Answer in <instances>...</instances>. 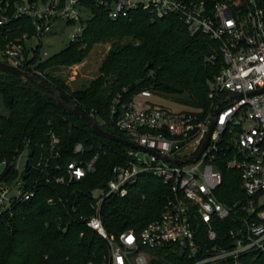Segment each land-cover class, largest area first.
<instances>
[{
    "label": "built area",
    "instance_id": "1",
    "mask_svg": "<svg viewBox=\"0 0 264 264\" xmlns=\"http://www.w3.org/2000/svg\"><path fill=\"white\" fill-rule=\"evenodd\" d=\"M95 8L113 20L138 11L154 19L177 15L192 35L218 43L219 52L209 54L207 62L219 56L222 62L207 81L208 111L148 88L133 93L125 88L114 96L110 125L152 152L128 147L126 161L114 165L105 186L96 189L103 193H93L94 212L86 220L107 240L105 264H252L264 257V0H0V31L7 39L0 60L44 76L39 65L51 55L43 38L63 25L60 30L74 27L70 42L79 41ZM217 108L201 158L177 163L200 153ZM59 144L51 131L48 153H38L32 163L46 183L69 184L96 171L99 153L79 157L85 148L78 142L77 156L61 162ZM30 157L28 144L11 161L0 155V213L13 215L16 205L36 196L40 178L26 177ZM222 164L240 172L245 199L227 203L219 198ZM9 170L15 176L10 178ZM143 174L170 187L160 216L140 231L109 233L101 215L104 200L126 196ZM224 220L232 225L227 234L221 232Z\"/></svg>",
    "mask_w": 264,
    "mask_h": 264
},
{
    "label": "trees",
    "instance_id": "2",
    "mask_svg": "<svg viewBox=\"0 0 264 264\" xmlns=\"http://www.w3.org/2000/svg\"><path fill=\"white\" fill-rule=\"evenodd\" d=\"M94 12L79 41L70 42L40 63L45 72L42 78L74 98L105 129L124 138L109 121L112 100L125 88L128 93L148 88L178 102L210 109L207 81L220 71L222 62L220 56L214 63L206 57L219 52L217 42L203 34L192 35L177 15L154 19L148 12L138 11L113 20L104 9ZM6 41L0 31V49ZM103 41H112V47L100 65L99 76L88 85L72 89L54 74L62 66L82 62ZM1 103L8 114L0 112V155L11 161L28 144L31 157L26 177L40 181L36 196L16 205L13 215L0 213V264H105L107 240L88 226L86 218L94 212V191L105 186L114 165L126 161L128 146L101 137L79 116L15 75L0 73ZM51 131L60 140L61 162L76 157L74 146L82 142L85 149L79 157L90 159L99 153L96 171L69 184L46 183L32 163L38 153H48ZM221 169L224 180L219 198L227 203L245 199L240 172L225 164ZM8 173L10 178L15 176L10 170ZM169 193V185L160 178L141 175L126 196L110 195L104 200L101 215L107 231H140L160 216ZM221 226V232L227 234L232 225L224 220ZM252 264H264V257Z\"/></svg>",
    "mask_w": 264,
    "mask_h": 264
},
{
    "label": "water",
    "instance_id": "3",
    "mask_svg": "<svg viewBox=\"0 0 264 264\" xmlns=\"http://www.w3.org/2000/svg\"><path fill=\"white\" fill-rule=\"evenodd\" d=\"M0 73H7L11 75H15L18 77L23 83H25L28 87H30L32 90L41 93L42 95L48 97L49 99H52L56 101L58 104H60L62 107L66 108L70 112L74 113L75 115L79 116L84 122H86L92 130L100 135L103 138L116 141L119 143H122L128 147L135 148V149H140L143 151H151L141 145L135 144L128 139L114 134L111 131L105 129L97 120V118L89 113L86 109H84L82 106H80L77 101L70 97L66 92L61 91L60 89L56 88L53 84L49 83L46 81L44 78L31 73L29 71H25L23 69H20L17 66L11 65L7 62L1 61L0 60ZM264 91V89H261ZM234 96L232 93L228 92L226 96ZM219 108L216 109L214 119L211 123L210 130L208 133V136L204 142V145L200 151V153L190 159H176L175 161L179 164L182 163H188V162H195L199 160L202 156V153L208 146L211 138L212 131L214 129V126L216 124V117L217 114L219 113ZM152 152V151H151ZM170 160V159H169Z\"/></svg>",
    "mask_w": 264,
    "mask_h": 264
},
{
    "label": "rangeland",
    "instance_id": "4",
    "mask_svg": "<svg viewBox=\"0 0 264 264\" xmlns=\"http://www.w3.org/2000/svg\"><path fill=\"white\" fill-rule=\"evenodd\" d=\"M62 26L63 25L58 26L52 33L43 38V46L46 50H48L51 56L64 49L71 40V33L74 27L64 26V28L60 30ZM124 41H129V39H126ZM111 47L112 41L100 42L93 47L91 52L87 57H85L82 62L62 66L57 69L54 74L56 76L62 77L66 81V83L71 86L72 89L86 86L93 79L99 76L100 65L104 58L107 56ZM166 107L172 109L171 107ZM0 112H2L3 114H8V111L3 107L2 103L0 104ZM26 155L27 151L24 152L23 158L20 162L21 169H23L25 165ZM100 193L102 194L103 191H95V195H99Z\"/></svg>",
    "mask_w": 264,
    "mask_h": 264
}]
</instances>
